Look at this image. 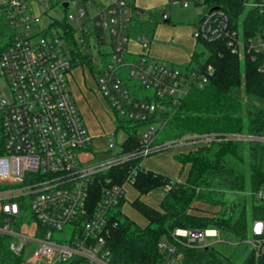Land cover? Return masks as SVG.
<instances>
[{
    "label": "built area",
    "instance_id": "2783aa9c",
    "mask_svg": "<svg viewBox=\"0 0 264 264\" xmlns=\"http://www.w3.org/2000/svg\"><path fill=\"white\" fill-rule=\"evenodd\" d=\"M51 1L61 8L64 3L68 7L72 4L69 0H0V14L10 34L7 47L0 53V127L4 137V153L0 156V239L8 240V249L22 255L24 264L76 260L112 264L105 247L108 218L124 197V186L131 183L130 178L121 186L110 183L104 175L112 167L132 158L142 167L149 156L205 147L217 141L264 144V136L211 133L164 139L176 107L192 89L207 84L211 68L201 72L150 59V41L128 36L135 15L131 10L134 0H111L106 4L82 0L92 14L86 21L89 26L81 24L76 30L67 25L68 21L78 20L76 15L68 21L47 16L44 9ZM171 3L204 6L192 31L194 40H224L239 56L246 48L261 60L264 70V0H243L244 11L235 20L226 8L211 7L206 0ZM250 13L260 20L255 29L247 31L243 18ZM85 15V10H79V18ZM167 19V13L162 14L161 21ZM68 34L73 35L72 40ZM132 41L139 45V54L129 51L127 46ZM71 43L77 45L79 53L89 56L96 87L126 138L129 131L122 121L142 125L137 131L136 150L123 151V141L119 151L105 160L90 157L93 137L70 89L75 48L67 47ZM142 128L146 129L140 134ZM114 146L110 140L108 148ZM95 186H101L99 200H94ZM254 197L264 202L263 191ZM27 215L28 223L23 222ZM245 242L256 257L264 254L263 220L252 222L251 238ZM223 243L227 242L215 228H176L169 238L159 242L158 249L164 256L162 264H181L183 250ZM28 249H32L30 257L26 255Z\"/></svg>",
    "mask_w": 264,
    "mask_h": 264
},
{
    "label": "trees",
    "instance_id": "16d2710c",
    "mask_svg": "<svg viewBox=\"0 0 264 264\" xmlns=\"http://www.w3.org/2000/svg\"><path fill=\"white\" fill-rule=\"evenodd\" d=\"M206 3L211 7L226 8L231 20L237 19L244 11L243 0H206ZM131 10L135 15L128 26V36L145 37L151 43L166 10L146 11L135 5ZM258 20L260 18L255 13L245 14V30L255 29ZM9 36L6 20L0 14V53L7 47ZM67 36L72 40V34ZM196 44L200 45L199 50H194L189 62L179 67L201 72L210 67L208 82L201 89H192L176 107L163 138L211 133L264 136V70L261 60L246 48L239 56L221 39L196 40ZM76 46L74 44L72 52L74 70H86L95 81L89 56L79 53ZM122 122L129 131L123 151H134L138 147L137 131L142 125ZM172 151L177 152L175 160L180 163L181 170L188 167L183 182L141 167L134 158L115 165L104 175L110 183L119 186L130 178V186L137 193L132 201H127L124 195L108 218L105 247L110 251L112 264H162L164 256L158 244L169 238L176 228H215L227 242L183 250L181 264H264V254L256 257L244 243L251 238L252 222L264 221V202L254 197L256 192H264V144L217 141L205 147ZM3 153L4 137L0 127V156ZM166 186H169L168 190H165ZM93 191L94 200H99L101 186H95ZM159 191L163 193V199L158 207L140 199ZM245 193L251 196L248 200L244 196L237 201L225 197ZM126 203L144 218V227L122 212ZM200 203L216 206L219 210L210 215L203 214L196 210V204ZM24 263L22 255L10 252L8 240L0 239V264ZM65 264L87 263L76 260Z\"/></svg>",
    "mask_w": 264,
    "mask_h": 264
},
{
    "label": "rangeland",
    "instance_id": "374dc122",
    "mask_svg": "<svg viewBox=\"0 0 264 264\" xmlns=\"http://www.w3.org/2000/svg\"><path fill=\"white\" fill-rule=\"evenodd\" d=\"M72 2L71 6L63 9L61 8L58 4H55L53 1H51L47 7H45L44 11L46 12L47 16L50 18L57 19L59 21H64L67 20L68 17L76 15V20H71L68 21L70 26L73 30H76V28L83 24L84 26H89L87 19L88 16L92 14V11L87 8L85 3L81 0L78 2V0H69ZM95 2L106 4L108 0H94ZM111 1V0H110ZM170 1L169 4H167L166 7L162 8H153V9H145L146 11H157L160 9H165L168 14L171 16V22L174 25H187L191 24V28L193 30L197 20L198 16L202 12V10L205 8L204 6H195L194 4L190 3L188 4L187 7H183L182 5H172L171 1L173 0H168ZM79 10H85L87 15H85L84 18H79ZM42 22L45 23L46 20L42 18ZM163 23L161 21L159 24ZM69 44L70 48H74ZM198 45L196 47V50H199ZM128 49L130 51H135V47L131 46V44H128ZM81 52L84 53L85 49H81ZM89 53H92V50H89ZM179 67V66H177ZM124 76L127 77V72H124ZM95 77V76H94ZM71 93L74 101H77V108L79 111H83L86 113V116H83V121L86 125V127L89 129L90 134L93 136L90 146H89V153L90 157L94 155L96 160H105L106 158L111 157L114 153L119 151V145L125 140L126 138V133L119 128V124L117 120H115L110 113L108 112V106L105 101V99L97 92L95 87V84L93 83V80L91 79L90 76L87 75V72L84 69H76L73 71V76L71 78ZM2 92H6L4 90V86L2 85L1 87ZM95 90L97 92V96L95 97L93 94V91ZM83 99H81V98ZM85 98V99H84ZM84 102V104L87 106L84 107L83 104H81V100ZM87 110V111H86ZM85 117V118H84ZM146 128H142L139 130L140 134H143L145 132ZM112 141L115 146L112 150L108 148L109 141ZM167 153H174L172 150L164 151ZM164 152H161L164 154ZM159 154V153H158ZM156 155V154H155ZM154 156V155H152ZM150 157V156H149ZM147 157V158H149ZM158 157V156H157ZM161 157H167V156H161ZM146 158V159H147ZM153 158V157H151ZM149 158V159H151ZM146 168V167H145ZM152 170L151 168H147ZM155 171V170H152ZM157 172V171H156ZM185 171L183 172V174ZM132 192L128 188L127 189V197L131 196ZM163 195L162 192H153L149 194V199L150 200H155L157 199L158 196ZM242 196L245 197V199L248 200L250 198L249 193L245 194H238L236 196H231L230 194L225 195L227 199H233L235 201L239 200ZM127 204V203H126ZM128 215L131 217L135 218L137 221L140 223L142 222V219L134 214L132 211H130L129 207H126ZM196 210L202 212L203 214H213L216 213L219 209L216 208V206H209L205 204H196ZM217 210V211H216ZM197 214V213H196ZM28 220V215L26 218L23 219V222H30ZM54 237H57V234H54ZM245 244L248 246V250L251 251V247L249 246L248 243L245 242ZM27 256L30 257L32 253V249L26 250ZM59 264V263H55Z\"/></svg>",
    "mask_w": 264,
    "mask_h": 264
},
{
    "label": "crops",
    "instance_id": "0c3cea01",
    "mask_svg": "<svg viewBox=\"0 0 264 264\" xmlns=\"http://www.w3.org/2000/svg\"><path fill=\"white\" fill-rule=\"evenodd\" d=\"M109 1L110 0H108L107 3ZM169 2L170 1L168 0H134V5L138 8L145 10V9L166 7L167 4H169ZM167 15H168V19L166 21H163V23L158 24L156 26V29L153 35V40L149 44V47L147 49V55L150 57V59H153V60L166 62L168 64H172L175 66H182L189 62L191 54L193 53L194 50H196V46H197L196 40H194L192 36L193 30L191 28V24L174 25L171 22V16L170 14H168V12H167ZM129 43L131 44V46L135 47V51H130V50L129 51L132 52L133 54H139L140 53V48L138 47L139 45L133 41ZM87 75L90 76L88 72H87ZM72 76H73V73H72ZM71 82L72 81H70V86H71ZM93 83L95 84V87H96V83L94 80H93ZM96 90L99 93L97 88ZM92 91L93 93H95L93 95L96 97L97 92L95 90H92ZM75 102L77 105V101ZM81 104H83L84 107L86 106L82 100H81ZM80 112H81L82 117L86 116L85 112L81 110ZM172 152L174 153L170 154V153L164 152V154L159 153L154 156H150L149 158L151 157L153 158L145 159L143 161V166L146 168H151L152 170L162 173L170 178L176 179L179 182H183L188 172V167L186 166L181 170L180 163H178L175 160V155L177 154V152L176 151H172ZM161 156H167V157L165 158ZM184 171L185 173L183 174ZM128 188L132 192L131 196L129 197H127L126 195ZM124 194H125V199L127 201H132L135 197H137L136 191L129 184L124 186ZM140 199L152 207H158V205L163 199V195L161 194L160 196H158L156 201L150 200L149 195L142 196L140 197ZM126 207H129L130 211H132L134 214L139 216L142 219V222L140 223L135 218L128 215ZM121 210L125 215H127L131 220H133L140 227H144L146 225V221L144 220V218L140 216L136 211H134L128 204H124Z\"/></svg>",
    "mask_w": 264,
    "mask_h": 264
},
{
    "label": "water",
    "instance_id": "95a60500",
    "mask_svg": "<svg viewBox=\"0 0 264 264\" xmlns=\"http://www.w3.org/2000/svg\"><path fill=\"white\" fill-rule=\"evenodd\" d=\"M62 7L63 8H67L68 7V4L67 3H64V4H62Z\"/></svg>",
    "mask_w": 264,
    "mask_h": 264
}]
</instances>
